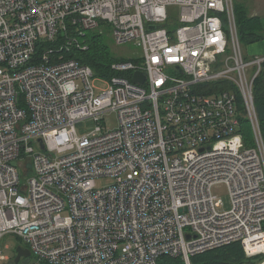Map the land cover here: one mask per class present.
<instances>
[{"label": "built area", "instance_id": "built-area-1", "mask_svg": "<svg viewBox=\"0 0 264 264\" xmlns=\"http://www.w3.org/2000/svg\"><path fill=\"white\" fill-rule=\"evenodd\" d=\"M233 2L0 0V243L22 238L26 264H190L234 241L250 257L264 253V139L253 93L264 56H243ZM105 26L117 44L143 49L114 61L109 76L75 56ZM222 80L232 87L199 91ZM236 87L255 146L239 131ZM85 118L97 125L80 136ZM101 176L115 182L98 187ZM219 183L230 210H219ZM11 259L0 245V260Z\"/></svg>", "mask_w": 264, "mask_h": 264}, {"label": "trees", "instance_id": "trees-1", "mask_svg": "<svg viewBox=\"0 0 264 264\" xmlns=\"http://www.w3.org/2000/svg\"><path fill=\"white\" fill-rule=\"evenodd\" d=\"M236 26L240 43L250 44L264 38V34L256 26L259 19L250 17L244 7L239 3H234ZM90 45L87 51H77L75 56L81 62L91 65L94 70L104 76L112 74L111 64L118 59L112 54L106 41L105 33L92 31L87 37ZM49 46V44H46ZM45 47V46H44ZM232 87L227 81H217L201 85L199 91L203 93L217 92L224 89L229 90ZM238 95V106L241 111L240 129L246 146H255L256 141L254 132L247 116L245 104L242 96L236 87ZM254 100L256 112L261 125L262 136L264 139V63L261 71L254 81ZM264 262V253L254 256H248L241 241H234L218 247L196 253L190 257V264H261ZM159 264H187L182 257H164Z\"/></svg>", "mask_w": 264, "mask_h": 264}, {"label": "rangeland", "instance_id": "rangeland-1", "mask_svg": "<svg viewBox=\"0 0 264 264\" xmlns=\"http://www.w3.org/2000/svg\"><path fill=\"white\" fill-rule=\"evenodd\" d=\"M169 10L171 14L175 17L174 26H178L180 24L178 20L180 8L178 6H172L169 7ZM104 28L105 31L103 33H105L106 41L110 47L112 54H114L116 57L133 58V57H139L140 55L143 54L142 47L134 43H128L123 45L117 44L113 37L111 29L106 26ZM251 44L252 43L250 44L241 43V51L246 59L252 60L254 59L255 55L249 49ZM94 85L99 89H103L107 87V83L102 80H97L96 82H94ZM108 120H109V124H108L109 127L116 126L117 124L116 114L114 113L110 114L108 116ZM96 125L97 122L93 118H85L81 121V123L77 125V132L79 133L80 136H84L92 132V130L95 129ZM113 182H115V178L111 176H101L96 178V183L98 187H104L112 184ZM213 193L214 195H216L218 199H221V201L223 202V205L219 207V210L226 211L232 208V196L229 191V188L225 183L216 184L213 187ZM19 244H22V246L24 247L27 246V243L22 238L12 234L5 235L0 243L3 254L10 256L12 258L11 261L16 257V253H17L16 248ZM11 261L0 260V264H10Z\"/></svg>", "mask_w": 264, "mask_h": 264}, {"label": "crops", "instance_id": "crops-1", "mask_svg": "<svg viewBox=\"0 0 264 264\" xmlns=\"http://www.w3.org/2000/svg\"><path fill=\"white\" fill-rule=\"evenodd\" d=\"M234 2L242 5L250 17L259 19L255 27L264 34V0H234ZM249 49L254 53V58L264 56V38L252 43Z\"/></svg>", "mask_w": 264, "mask_h": 264}, {"label": "water", "instance_id": "water-1", "mask_svg": "<svg viewBox=\"0 0 264 264\" xmlns=\"http://www.w3.org/2000/svg\"><path fill=\"white\" fill-rule=\"evenodd\" d=\"M153 28L154 26L151 27V29ZM145 79L146 76L140 71H137L133 77V80L139 83H143ZM42 147L44 148V144L42 145ZM16 252L17 253L14 259V264H26L29 262L31 255V251L29 248L23 247L22 245H18L16 248ZM22 257H24V259H22Z\"/></svg>", "mask_w": 264, "mask_h": 264}, {"label": "flooded vegetation", "instance_id": "flooded-vegetation-1", "mask_svg": "<svg viewBox=\"0 0 264 264\" xmlns=\"http://www.w3.org/2000/svg\"><path fill=\"white\" fill-rule=\"evenodd\" d=\"M19 245H21V244H19Z\"/></svg>", "mask_w": 264, "mask_h": 264}]
</instances>
